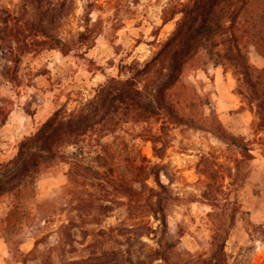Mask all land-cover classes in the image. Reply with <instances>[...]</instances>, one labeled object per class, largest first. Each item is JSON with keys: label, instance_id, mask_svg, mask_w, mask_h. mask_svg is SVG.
Segmentation results:
<instances>
[{"label": "rangeland", "instance_id": "1", "mask_svg": "<svg viewBox=\"0 0 264 264\" xmlns=\"http://www.w3.org/2000/svg\"><path fill=\"white\" fill-rule=\"evenodd\" d=\"M21 1L0 0V4L17 9ZM172 1L176 0H101L103 10L93 14L95 32L88 46L68 55L56 49L25 54L24 85L0 87L1 96L14 102L6 123L0 125V161L10 160L19 142L35 133L61 104L69 101V108L74 109L77 101L93 94L100 83L117 77L122 62L149 59L174 31L180 17L165 21L172 12ZM77 3L76 16L62 27L64 37L74 41L83 30L85 0ZM249 56L254 64L264 67V58L254 47ZM185 79L210 93L228 130L250 141L255 158L250 166L240 164L235 176L239 186L229 185L234 182L229 176L237 151L210 132L172 121L165 130L158 121L130 127L134 133H143L129 137L130 148L147 159L137 160L132 167V157L126 155L116 173L126 176L143 196L131 200L92 180L84 187H68L69 166L58 162L38 180L35 195L28 202L37 217L17 237L12 252L2 229L13 198L6 195L0 199V264H144L152 248L166 241L178 242L170 264H206L212 201L203 193L220 185L229 193L220 204L237 198L248 213L238 217L231 231L226 244L227 264H264V235L251 232L244 220L264 224V134L253 129V114L241 109L238 82L230 70L202 57L186 70ZM112 140L107 136L103 142ZM86 147L88 158L98 150L94 140ZM140 165H158L166 189H160ZM148 194L167 202V230L147 211L143 197ZM45 202L47 205L38 211ZM103 205L112 208L105 211Z\"/></svg>", "mask_w": 264, "mask_h": 264}, {"label": "trees", "instance_id": "2", "mask_svg": "<svg viewBox=\"0 0 264 264\" xmlns=\"http://www.w3.org/2000/svg\"><path fill=\"white\" fill-rule=\"evenodd\" d=\"M78 8L77 0H22L17 9L0 4V87L24 85L25 54L56 49L68 55L89 45L95 32L93 14L102 11L103 6L101 0H85L83 30L74 41L64 37L62 27L67 19L76 16ZM178 15L174 31L149 59L122 62L117 77L100 83L93 94L77 101L74 109L69 108V101L61 104L35 133L19 142L10 160L0 161V199L6 195L13 198L2 229L11 252L17 246V237L37 217V211L30 209L28 202L35 195L38 180L58 162L69 166L68 187H84L92 180L111 186L131 200L143 196L126 176L116 173L126 155L132 157L129 162L132 167L137 160L147 159L130 148L129 137L143 136L130 127L158 121L165 130L172 121L210 132L237 151L229 176L234 182L229 185L239 186L235 177L239 166L241 163L250 166L255 158L254 149L246 137L227 129L210 93L187 81L185 72L202 57L230 70L238 82L241 109L253 114V129L264 134V67L254 64L249 56L250 48L254 47L264 58V0L172 1V12L165 21ZM13 105V101L0 94V125L6 123ZM28 113L34 114L30 110ZM107 136L113 138L112 142H103ZM91 140L98 150L88 158L86 146ZM71 147L73 151L68 150ZM157 167L140 165L139 168L149 171L158 187L166 189ZM220 187L203 193L205 199L212 201V211L208 214L210 253L206 264H227L226 244L231 231L238 217L248 214L237 198H227L221 205L222 198L229 193L223 189L224 185ZM143 198L147 211L167 230V202L155 200L154 194ZM46 205L47 202L40 205L38 211ZM102 207L105 211L112 208ZM244 220L251 232L264 235V224ZM177 246V241L159 242L143 263L170 264Z\"/></svg>", "mask_w": 264, "mask_h": 264}]
</instances>
